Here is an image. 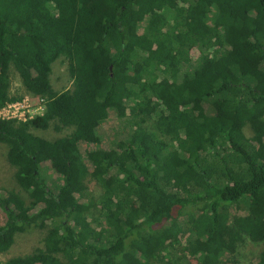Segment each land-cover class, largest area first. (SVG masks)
Segmentation results:
<instances>
[{
    "label": "trees",
    "instance_id": "16d2710c",
    "mask_svg": "<svg viewBox=\"0 0 264 264\" xmlns=\"http://www.w3.org/2000/svg\"><path fill=\"white\" fill-rule=\"evenodd\" d=\"M13 74L44 113L0 120V254L47 236L0 264H264V0H0V109Z\"/></svg>",
    "mask_w": 264,
    "mask_h": 264
},
{
    "label": "rangeland",
    "instance_id": "374dc122",
    "mask_svg": "<svg viewBox=\"0 0 264 264\" xmlns=\"http://www.w3.org/2000/svg\"><path fill=\"white\" fill-rule=\"evenodd\" d=\"M13 88L12 93L14 95L22 96L24 99H29L32 104L38 107V99L33 98L28 95L25 89L22 87L20 83V79L18 75L13 74ZM54 86L57 90H64L66 88L71 87V81L67 74V67L61 63H58L54 68V74L52 77ZM113 112V111H112ZM121 120L117 117V115L113 112H110V117L102 123L99 128V133L102 136V144L101 147L104 149H111L115 147V141L119 139V133L121 131ZM71 130H66L63 132H56L54 129H50L48 131H35L36 135L42 136L49 140H55L62 138L71 134ZM118 137V138H116ZM92 148H96V146H92ZM49 169V178L51 183H55L57 181V177L50 168V164L47 163L45 165ZM16 169L12 167L7 159V149L4 145H0V194H5L3 190H14L20 193L23 197L26 198L25 192H23L16 183L15 180ZM96 195L100 194V191L97 189L95 192ZM6 222V218L2 210L0 209V226L4 225ZM47 236V230H32L27 233L21 234L17 236L16 242L12 247V250L6 254H0V262L6 260L10 257H16L21 255H27L32 253L38 247H41L45 237ZM264 249L263 244H248L246 249V257L247 260L244 262L252 261V259L257 256Z\"/></svg>",
    "mask_w": 264,
    "mask_h": 264
},
{
    "label": "built area",
    "instance_id": "2783aa9c",
    "mask_svg": "<svg viewBox=\"0 0 264 264\" xmlns=\"http://www.w3.org/2000/svg\"><path fill=\"white\" fill-rule=\"evenodd\" d=\"M38 107L31 103L29 99L7 104L0 109V120H18L26 122L44 113L43 101L38 99Z\"/></svg>",
    "mask_w": 264,
    "mask_h": 264
}]
</instances>
